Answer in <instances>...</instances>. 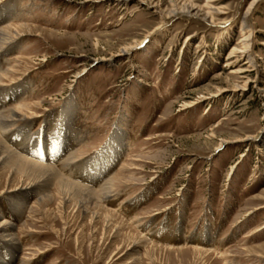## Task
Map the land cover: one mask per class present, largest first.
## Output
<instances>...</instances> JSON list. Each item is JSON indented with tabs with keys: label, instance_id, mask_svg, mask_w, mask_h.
<instances>
[{
	"label": "rangeland",
	"instance_id": "rangeland-1",
	"mask_svg": "<svg viewBox=\"0 0 264 264\" xmlns=\"http://www.w3.org/2000/svg\"><path fill=\"white\" fill-rule=\"evenodd\" d=\"M5 5L28 27L7 55L18 70L0 114L21 102L38 113L1 129L0 141L97 193L125 166L87 210L53 185L10 197L26 174L0 170V217L19 247L11 255L0 242V264H264V0ZM120 128L127 138L119 132L110 164L102 154ZM134 239L140 259L130 263Z\"/></svg>",
	"mask_w": 264,
	"mask_h": 264
},
{
	"label": "bare ground",
	"instance_id": "bare-ground-1",
	"mask_svg": "<svg viewBox=\"0 0 264 264\" xmlns=\"http://www.w3.org/2000/svg\"><path fill=\"white\" fill-rule=\"evenodd\" d=\"M211 1H213V0H211ZM209 9L211 10L212 8H209ZM188 10L189 11H187V13H190V14L194 13L195 16L202 15L201 12L203 11L201 8L194 7V6L190 7ZM214 10H215V8H214ZM0 12L2 13L1 14L2 19L4 20L3 21L4 23H2L0 25V57H2L3 59L5 57H7L5 59L7 60V63H8L6 65V68L2 67L0 65V92H1V91H3V89L5 87L9 86L10 84H12L14 82V74L18 70L15 68V65H14L17 57L8 58L7 55L10 51L12 52V50H14L17 46H19L21 44V42H22L21 40L24 39L23 35H22V32H23L22 29L25 27L27 28L28 26L23 24V23H18V19H17V22L12 23L13 18H16V17H14V15H17V14L13 9L8 7V5L3 6V8L0 10ZM207 17H211V14L209 11L205 12V14H204V18H207ZM21 19L22 18H20V20ZM246 33L247 32H245V31L242 32L243 35H245ZM247 41H248V37H246L242 40V43H243L242 44V50L244 53L247 51V49L249 47ZM127 50L128 49H123L122 52L126 53ZM231 51L235 52L234 49H232ZM10 63H12V64H10ZM36 104L37 103H26V102L22 103L21 102V103L14 105L8 111H6L7 114L4 115L3 113H1L0 114V130L5 129L6 127H11L15 123H17L21 120H25V119H29V118L31 119V118L35 117L38 113L37 112L38 106ZM119 132H124V130H122L121 128L118 129V132L116 134L117 138H115V139L112 138V142H115V143L111 144L109 142V145H113V146L106 147L104 149L105 152L102 154V157L104 159L108 160L110 162V164L115 162V160H117L118 157L120 156V154L122 153L121 149L123 148L124 137H123V133L121 134ZM125 137H126V133H125ZM117 140L119 141L118 143L116 142ZM103 158H101V159H103ZM124 166H122L121 169L117 172V174L105 184V187H103V189L97 193L95 191L83 189V188L77 186L76 184L70 183L69 181L59 177L51 169H47V168H44L42 166H38L37 164H33L32 162L30 163V161L27 162V161L23 160L19 156L18 157L15 156L0 141V170L7 168L8 170H10V174H12V173H19V174L21 173L22 175L26 174L25 175L26 180H27L26 185L20 186V187L17 185V187L12 188L11 191H7L6 194L7 195L9 194L10 197H16V196L22 197L26 193L29 194V192L40 191V190L46 189V187L53 185L56 188V190L60 193V195L63 196V198L66 202L73 201V202L77 203V205L82 206L83 208H85V210H87V208L89 206H97V207L100 206L102 201L105 198H107L108 195H110L112 193V190L115 189V182L117 181L120 173L124 170ZM133 168H137V167H133ZM23 198L25 199L26 197H23ZM106 212H108V211H106ZM109 217L110 216L108 215L106 217V220L110 224ZM1 218L2 217H0V242L3 243L2 244L3 246L5 245L7 247V249L11 252V255H12L13 252H15L17 249H19L18 242H17L18 239L14 233V226L11 223H8L6 220L1 219ZM206 233H211L213 236V233L211 231L207 230V231H205V234ZM210 235L205 236V239H206L205 241H207V240L209 241L212 239V238L209 239ZM140 243H142L141 240L138 241V240L134 239V240H131L129 245L126 247L127 252H131L133 254V256H132L133 259L130 260V263H137V261H139L140 256L138 255V253H135V251L133 252V248L136 246H140ZM185 243H187V242H185ZM185 243H183V244H185ZM166 249L170 251L173 248L170 246ZM182 249L183 248H179V250H182ZM127 252H123L116 259L122 257ZM209 253H212L215 256L219 255L218 256L219 258L225 257L224 254L221 252L220 253L209 252ZM0 260L2 261L1 257H0ZM2 262L4 263V261H2Z\"/></svg>",
	"mask_w": 264,
	"mask_h": 264
}]
</instances>
